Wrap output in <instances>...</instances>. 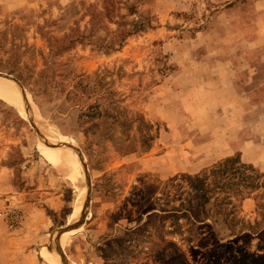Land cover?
I'll return each instance as SVG.
<instances>
[{
    "label": "rangeland",
    "instance_id": "rangeland-1",
    "mask_svg": "<svg viewBox=\"0 0 264 264\" xmlns=\"http://www.w3.org/2000/svg\"><path fill=\"white\" fill-rule=\"evenodd\" d=\"M1 75L0 264L264 255V0H0Z\"/></svg>",
    "mask_w": 264,
    "mask_h": 264
},
{
    "label": "trees",
    "instance_id": "trees-1",
    "mask_svg": "<svg viewBox=\"0 0 264 264\" xmlns=\"http://www.w3.org/2000/svg\"><path fill=\"white\" fill-rule=\"evenodd\" d=\"M238 162L236 158H228L222 162L217 163L212 169V176H213V184L215 187L223 188L224 183H222L220 180L224 178V175L229 170V167H227L228 164L232 165L233 170H235L236 174H240L243 177H245L244 172H239L240 167H249L246 164H242L240 167H234V164ZM251 178L249 175L246 176V179ZM196 179L198 180V184L195 185L197 188V193L193 199L196 201L195 208L193 210H190L186 208V211L188 213H191L190 215H193L195 219H198L199 214H206L211 215L207 210H205V205L210 201L211 196L208 194V192L211 190L209 183H207V175L204 176H196ZM220 179V180H217ZM245 180V179H244ZM191 204V203H190ZM223 209L221 207L218 208L217 214L218 218L216 220H220L221 223H224L225 225H228V227L231 226L230 222L231 220H234L232 218L229 220L230 212L228 211H222ZM211 217H214L211 215ZM236 224L234 225V230H236ZM243 229L239 230L238 233H241ZM216 235V233H212ZM237 235V234H236ZM218 243V242H217ZM234 244V245H233ZM232 245H228L226 248L228 249L230 255L232 256V264H259L264 260V255L259 254L256 255L254 253H248L246 251H243V249L240 248L239 245H236L235 242ZM236 245V246H235Z\"/></svg>",
    "mask_w": 264,
    "mask_h": 264
},
{
    "label": "bare ground",
    "instance_id": "bare-ground-1",
    "mask_svg": "<svg viewBox=\"0 0 264 264\" xmlns=\"http://www.w3.org/2000/svg\"><path fill=\"white\" fill-rule=\"evenodd\" d=\"M0 97L6 99L7 101H10L11 103L15 104L19 109L20 112L25 115V116H30L28 115V111L26 109V101L24 99V97H22V92L20 91L19 88H17V86L12 83L8 77H0ZM33 113V111H32ZM36 115V114H35ZM36 118L38 119L37 115ZM53 133V132H51ZM64 143H62L61 145H63ZM64 146V145H63ZM49 148L51 149V151L58 155L59 157H63V158H67V156L70 153V150L68 148H64L61 146H55V145H49ZM54 164L59 165L60 167H62L63 165H60L59 163L55 162ZM73 167V166H70ZM76 171L79 173L81 170V164L80 162H78L75 165ZM79 213V211H78ZM80 226V225H79ZM78 227H74L72 228L70 231H73L75 229H77Z\"/></svg>",
    "mask_w": 264,
    "mask_h": 264
},
{
    "label": "water",
    "instance_id": "water-1",
    "mask_svg": "<svg viewBox=\"0 0 264 264\" xmlns=\"http://www.w3.org/2000/svg\"><path fill=\"white\" fill-rule=\"evenodd\" d=\"M2 76V75H1ZM4 77H6V76H4ZM14 80V79H13ZM14 81H16V80H14ZM17 82V81H16ZM18 83V82H17ZM80 220V218H78L77 220H75L74 222H72L71 224H69V226L66 228V229H64V230H62V232H66V231H70L72 228H74L75 226H77L78 225V221Z\"/></svg>",
    "mask_w": 264,
    "mask_h": 264
}]
</instances>
